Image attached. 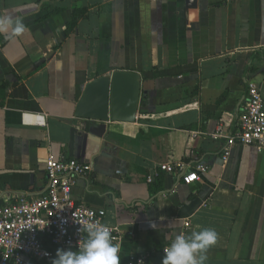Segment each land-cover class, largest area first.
<instances>
[{
    "label": "crops",
    "instance_id": "0c3cea01",
    "mask_svg": "<svg viewBox=\"0 0 264 264\" xmlns=\"http://www.w3.org/2000/svg\"><path fill=\"white\" fill-rule=\"evenodd\" d=\"M0 16L27 28L0 33V207L40 195L48 157L76 158L93 170L72 196L121 229L120 264H162L205 227L218 240L203 264H264V149L224 158L249 82L264 101V0H0ZM119 70L141 74L136 120L77 116L86 84ZM180 161L205 165L201 180L160 168ZM58 249L78 251L42 264Z\"/></svg>",
    "mask_w": 264,
    "mask_h": 264
},
{
    "label": "built area",
    "instance_id": "2783aa9c",
    "mask_svg": "<svg viewBox=\"0 0 264 264\" xmlns=\"http://www.w3.org/2000/svg\"><path fill=\"white\" fill-rule=\"evenodd\" d=\"M214 136H223L222 126ZM225 138L224 158L236 145L264 149V101L255 83L248 84V99L237 129ZM45 166L47 182L39 196L17 195L15 201L0 207V264H42L51 259L55 248L79 250L87 238L88 226L107 227L116 245L121 240V229L106 222L105 209L77 203L72 196L77 180L88 177L93 170L91 163L50 156ZM160 168L187 184L201 180L200 173L206 171L205 165L189 170L182 161L162 163ZM180 235L186 237V232ZM149 258L148 253L131 254L127 264H145Z\"/></svg>",
    "mask_w": 264,
    "mask_h": 264
},
{
    "label": "clouds",
    "instance_id": "9594fccd",
    "mask_svg": "<svg viewBox=\"0 0 264 264\" xmlns=\"http://www.w3.org/2000/svg\"><path fill=\"white\" fill-rule=\"evenodd\" d=\"M26 30L21 18L0 16V33L6 39L18 37ZM85 231L87 238L78 251L58 249L51 264H120L119 246L113 243L107 227L88 226ZM217 240L218 233L211 227L195 231L189 237L176 235L164 248L162 264H203V253Z\"/></svg>",
    "mask_w": 264,
    "mask_h": 264
},
{
    "label": "water",
    "instance_id": "95a60500",
    "mask_svg": "<svg viewBox=\"0 0 264 264\" xmlns=\"http://www.w3.org/2000/svg\"><path fill=\"white\" fill-rule=\"evenodd\" d=\"M142 94V77L119 70L89 81L76 107V115L97 121L133 122Z\"/></svg>",
    "mask_w": 264,
    "mask_h": 264
},
{
    "label": "trees",
    "instance_id": "16d2710c",
    "mask_svg": "<svg viewBox=\"0 0 264 264\" xmlns=\"http://www.w3.org/2000/svg\"><path fill=\"white\" fill-rule=\"evenodd\" d=\"M84 10L82 9V10H75V14H74V18H73V21H72V23L74 24L75 22H76V16L78 15V14H80L81 12H83Z\"/></svg>",
    "mask_w": 264,
    "mask_h": 264
}]
</instances>
